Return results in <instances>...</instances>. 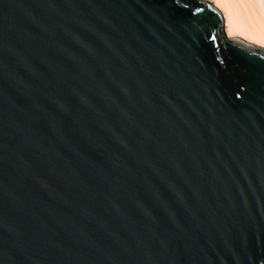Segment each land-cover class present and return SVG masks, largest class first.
<instances>
[{
  "label": "water",
  "instance_id": "1",
  "mask_svg": "<svg viewBox=\"0 0 264 264\" xmlns=\"http://www.w3.org/2000/svg\"><path fill=\"white\" fill-rule=\"evenodd\" d=\"M183 1L0 0V264H264V45Z\"/></svg>",
  "mask_w": 264,
  "mask_h": 264
},
{
  "label": "bare ground",
  "instance_id": "2",
  "mask_svg": "<svg viewBox=\"0 0 264 264\" xmlns=\"http://www.w3.org/2000/svg\"><path fill=\"white\" fill-rule=\"evenodd\" d=\"M213 1L222 4L228 11L230 17L228 27L230 30H244V32H250L253 37L264 41V0Z\"/></svg>",
  "mask_w": 264,
  "mask_h": 264
},
{
  "label": "crops",
  "instance_id": "3",
  "mask_svg": "<svg viewBox=\"0 0 264 264\" xmlns=\"http://www.w3.org/2000/svg\"><path fill=\"white\" fill-rule=\"evenodd\" d=\"M212 4L215 5L218 8V10L220 11L221 16H222L223 27H224L226 33L228 34V36L235 37L238 39H242V40L250 42V43L252 42L255 44L264 45V41H262V39L253 37L250 32H244V30L243 31L230 30L228 27L229 20H230L228 11H226V9L224 8V6H222V4L214 3V1Z\"/></svg>",
  "mask_w": 264,
  "mask_h": 264
},
{
  "label": "trees",
  "instance_id": "4",
  "mask_svg": "<svg viewBox=\"0 0 264 264\" xmlns=\"http://www.w3.org/2000/svg\"><path fill=\"white\" fill-rule=\"evenodd\" d=\"M181 3L184 5V6H188L183 0H181ZM214 45L215 47H217V51L220 53H224L225 50L222 46V43H221V40H220V26L217 28V31H216V36H215V39H214Z\"/></svg>",
  "mask_w": 264,
  "mask_h": 264
},
{
  "label": "rangeland",
  "instance_id": "5",
  "mask_svg": "<svg viewBox=\"0 0 264 264\" xmlns=\"http://www.w3.org/2000/svg\"><path fill=\"white\" fill-rule=\"evenodd\" d=\"M209 2H211V3H213V1L212 0H208ZM252 43V42H251Z\"/></svg>",
  "mask_w": 264,
  "mask_h": 264
}]
</instances>
